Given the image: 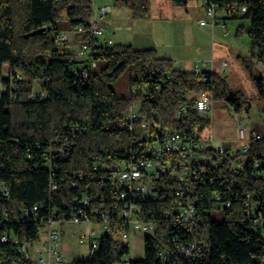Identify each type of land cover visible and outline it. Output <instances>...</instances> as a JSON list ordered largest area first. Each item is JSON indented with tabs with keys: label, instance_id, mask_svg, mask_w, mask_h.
<instances>
[{
	"label": "trees",
	"instance_id": "1",
	"mask_svg": "<svg viewBox=\"0 0 264 264\" xmlns=\"http://www.w3.org/2000/svg\"><path fill=\"white\" fill-rule=\"evenodd\" d=\"M211 1L245 6L242 14L233 15L249 20L247 29H237V33L246 32L250 46V56L239 61L257 97L264 100V74L251 68L252 61L264 64V0ZM124 3L132 18L148 16L149 0ZM89 15L88 0H0V69L7 65L14 75L11 81H3L6 91L0 96V185L4 183L8 190L6 195L0 191V237L7 236L0 240V264H35L24 257L19 245L35 241L49 216H68L83 196H97L86 208L88 214L101 203L98 195L108 192L105 165L127 160L134 151L146 156L140 136L142 121L155 120L163 130L203 129L210 122L197 113L194 101L209 83L214 99H223L234 112L248 105L247 97L231 90L217 72L207 73L209 80L202 81L200 73L176 68L153 47L134 48L101 38L94 47V67L73 60L76 40L86 35L58 44L54 34L87 23ZM61 17L62 23L58 21ZM133 66L137 70L131 71L129 90L119 94L114 82ZM81 68L87 75L81 74ZM10 82L16 87L10 88ZM35 88H43L46 96L31 98ZM134 99L140 101L136 108L140 120L129 130L122 125L121 115ZM181 105L184 110L176 116ZM61 150L66 152L64 157ZM212 151L208 147L200 153ZM225 155L220 165L198 166L193 184L194 223L189 230L179 227L174 231L180 242L191 239L202 244V253L182 256L166 237L147 234L144 257L133 259L134 264H264V237L251 220L264 205V136L250 138L244 154L237 148L233 155L229 151ZM242 157L244 165L236 166ZM51 181L54 189H50ZM216 192L228 206L215 201ZM249 202L255 205L249 208ZM214 205L223 210L219 220L209 212ZM142 206L161 216L167 205L149 200ZM158 245L166 246L167 261L157 257ZM127 253V244L104 234L91 257L69 264H115Z\"/></svg>",
	"mask_w": 264,
	"mask_h": 264
},
{
	"label": "built area",
	"instance_id": "2",
	"mask_svg": "<svg viewBox=\"0 0 264 264\" xmlns=\"http://www.w3.org/2000/svg\"><path fill=\"white\" fill-rule=\"evenodd\" d=\"M88 2L90 15L87 23H79L71 30L58 31L54 34V39L58 44H64L68 43L70 39L75 40L76 35L85 34L86 38L76 40L77 45L73 60L82 62L85 66L94 67L96 65L93 55L94 47L99 39L103 38L105 30L103 21L107 18L111 5L104 2L98 3V0H88ZM245 9L242 4L224 3L218 5L211 0H204V14L198 19V23L200 25L209 24L213 27L218 23L216 12L220 11L219 22L224 26V18L242 14ZM105 39L108 43L112 42L110 38ZM172 62L176 68L188 70L175 63L176 61ZM208 62L210 68H201V65L205 66ZM213 64L214 59L211 58L209 61L203 60L202 64H193L189 70L200 73L202 81H208L207 73L214 71ZM3 66L7 67V70L2 73L0 69V96L6 91V84L3 81H11L14 76L7 65ZM226 66L227 64L223 63L222 70H225ZM80 72L82 75H87L85 68H81ZM15 75L19 78L23 77L18 73ZM10 85L12 89L16 87L12 82ZM210 86L209 83L206 89L197 92L194 101V108L197 113L209 122L215 100ZM131 90L134 91L135 86ZM142 92L146 93L145 89L142 88ZM45 96L46 91L43 88H35L30 94L33 99L44 98ZM183 110L184 105H181L175 111V115L179 116ZM138 120H140V116L131 102L121 115L122 125L131 130L133 124ZM209 126L201 130L196 127L189 131L163 130L155 120L148 123L142 121L140 136L144 141L143 152L146 156L137 155V151H134V156L127 160H116L105 165L108 172L104 179L106 181L105 188H108V192L98 195L100 204L93 206L88 214L86 208L93 204V199H97V196L92 199L88 196L81 197L78 206L68 216L61 218H56L55 215L49 216L43 223V227L39 228L38 238L33 242L21 243L19 250L23 252L24 257L35 264H59L61 261L59 252L61 232L56 225L70 221L75 224L88 223L92 225L94 223L98 225L97 231L89 227L88 229H81L77 233L80 243L84 241L88 243L86 258L91 257L97 250L102 235H109L119 242H124L130 230L144 231L148 235L158 233L160 236L166 237L167 241L173 244V249L182 256L191 258L202 253V244L191 239L180 242L174 235V231L179 227L189 230L194 223L196 208L193 201L195 193L193 184L197 177L198 166L201 164L220 165L226 156V151H229V155H233L235 150L231 149L234 144L232 140H226L220 146L213 147L214 138ZM72 128L77 129L74 126ZM238 135L241 140L238 147L241 154L247 151L250 138L261 137L259 132L253 130L246 134L242 124L238 125ZM208 147H213L212 154L200 153ZM65 154L64 150L60 151L61 157H64ZM244 163L245 159L242 157L236 166L241 167ZM97 166L93 164L92 167L97 169ZM103 185L104 183L100 187ZM55 186V183L51 181L50 189H54ZM0 191L3 195L7 194L8 190L4 183L0 185ZM214 199L216 202L228 206V201L223 198L221 193L216 192ZM149 200L166 202V211L161 216H157L151 210L143 208V202ZM254 203L246 204L250 208L255 205ZM251 220L253 225L262 231L264 237V205L260 211L251 215ZM6 239V235L0 237L1 241ZM30 248H32L33 254L29 252ZM156 255L161 261H167L166 246L158 245ZM115 264H134V261L127 254H123Z\"/></svg>",
	"mask_w": 264,
	"mask_h": 264
},
{
	"label": "rangeland",
	"instance_id": "3",
	"mask_svg": "<svg viewBox=\"0 0 264 264\" xmlns=\"http://www.w3.org/2000/svg\"><path fill=\"white\" fill-rule=\"evenodd\" d=\"M203 1L185 0L183 4H175L172 0H149L148 16L134 19L124 0H98V3L111 5V10L103 21L105 26L103 38H110L111 44L129 43L134 48L153 47L158 56L176 61L175 63L186 69H191L193 64H202L203 60L209 61L211 57L215 58L218 73L224 77L228 87L233 91L241 92L248 99V105L239 112H234L223 99H215L213 103L209 128L211 127L214 140L218 139L221 144L226 140H232L234 149H237L241 143L238 125H244L245 133L251 130L253 125L255 127L264 125L262 109L264 100L257 97L254 85L239 61L240 57L250 56V46L246 32L237 33V29L239 26L247 29L249 20L240 15L231 16L224 19L225 25L222 26L218 20V14L221 15V12L217 11L218 24L214 27L209 24L200 25L198 19L204 14ZM58 21L62 23L64 18L61 17ZM223 63L227 64L225 70H222ZM201 68H210V63L201 65ZM251 68L256 74H264V64L261 62L252 61ZM6 70L7 67H1L2 73ZM132 70L137 69L133 66L114 82L119 94H125L129 90L128 81ZM132 103L137 108L140 101L134 99ZM209 212L213 219L222 218L223 210L218 205H214ZM41 227L43 226L39 228ZM56 227L61 232L59 264H69L74 259L86 258L88 243L87 241L80 243L77 233L89 227L97 231L98 225L64 221ZM146 235V232L140 230L129 231L128 237L124 239V243L128 246V257L135 260L144 257ZM29 252L33 254L32 248Z\"/></svg>",
	"mask_w": 264,
	"mask_h": 264
},
{
	"label": "crops",
	"instance_id": "4",
	"mask_svg": "<svg viewBox=\"0 0 264 264\" xmlns=\"http://www.w3.org/2000/svg\"><path fill=\"white\" fill-rule=\"evenodd\" d=\"M203 6V5H202ZM218 16L219 17H221L220 16V14H218ZM224 19H226V18H224ZM218 20H220V18L218 19ZM223 22H224V20H223ZM218 24V23H217ZM206 25V24H205ZM223 25H225V22H224V24ZM215 26V25H214ZM213 26V27H214ZM212 59H214V64H213V68H214V71L215 72H217L218 73V68H217V64H216V59L215 58H213V57H211ZM182 67H184V66H182ZM227 67V66H226ZM185 68V67H184ZM188 69V68H187ZM219 74V73H218ZM259 128V129H258ZM255 130L256 132H259L260 134H261V136H264V125L262 126H257V127H255L254 125L252 126V128H251V130ZM251 130H249V131H247V133L246 134H248V133H250L251 132ZM239 136V135H238ZM216 143V144H215ZM220 144H221V142L218 140V139H215L214 140V142L212 143V145H213V147H218V146H220ZM231 149L232 150H234V146L232 145L231 146Z\"/></svg>",
	"mask_w": 264,
	"mask_h": 264
}]
</instances>
